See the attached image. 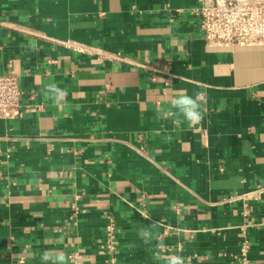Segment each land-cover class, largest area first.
Masks as SVG:
<instances>
[{"label":"crops","instance_id":"0c3cea01","mask_svg":"<svg viewBox=\"0 0 264 264\" xmlns=\"http://www.w3.org/2000/svg\"><path fill=\"white\" fill-rule=\"evenodd\" d=\"M197 4L0 0V75L26 92L0 120V264H241L244 243L264 264V46H207ZM179 90L203 93L200 124L161 112Z\"/></svg>","mask_w":264,"mask_h":264},{"label":"built area","instance_id":"2783aa9c","mask_svg":"<svg viewBox=\"0 0 264 264\" xmlns=\"http://www.w3.org/2000/svg\"><path fill=\"white\" fill-rule=\"evenodd\" d=\"M190 14L207 46H264V0H198ZM24 96L26 92L20 88L19 76L13 69L9 68L6 74L0 75V120L22 118ZM262 191L258 190L259 193ZM105 221L102 250L111 256L110 262L113 263L118 247L117 221L112 214H108ZM239 251L241 264H251L247 259L246 243ZM66 256L69 264H85L78 252H69ZM17 264L29 263L21 257Z\"/></svg>","mask_w":264,"mask_h":264},{"label":"clouds","instance_id":"9594fccd","mask_svg":"<svg viewBox=\"0 0 264 264\" xmlns=\"http://www.w3.org/2000/svg\"><path fill=\"white\" fill-rule=\"evenodd\" d=\"M44 94L46 98L61 102L67 96L66 90L56 84H48L45 87ZM203 93L195 95L187 94L186 90H179L177 94L170 100V107L161 109L165 116H177L175 120L177 124L187 122L189 126H195L202 122L204 114L201 110V100ZM182 118V119H181ZM155 225L141 226L138 231V236L145 243H150L153 239L152 229ZM165 245L160 243L159 249H164ZM41 264H68V257L60 252L44 251L40 254ZM167 264H185V260L180 255H171L167 257Z\"/></svg>","mask_w":264,"mask_h":264}]
</instances>
